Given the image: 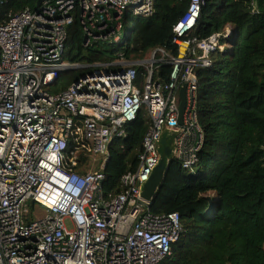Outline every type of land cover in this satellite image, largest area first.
I'll return each instance as SVG.
<instances>
[{
	"label": "built area",
	"instance_id": "1",
	"mask_svg": "<svg viewBox=\"0 0 264 264\" xmlns=\"http://www.w3.org/2000/svg\"><path fill=\"white\" fill-rule=\"evenodd\" d=\"M11 1L0 0V11ZM203 5L191 0L175 25L177 54L160 47L139 60L89 63L67 60L77 18L84 48L118 49L130 26L155 14V0H43L10 11L0 25V264H163L172 256L182 218L150 212L140 192L160 158L164 126L182 129L176 160L184 169L194 171L204 146L197 70L226 52L222 40L233 33L192 36ZM162 66L171 68L167 82L155 80ZM70 72L77 80L51 91ZM142 111L149 128L137 167L121 178L120 193L106 195L110 145L128 137ZM97 155L101 171L93 169ZM84 156L90 159L79 171Z\"/></svg>",
	"mask_w": 264,
	"mask_h": 264
},
{
	"label": "trees",
	"instance_id": "2",
	"mask_svg": "<svg viewBox=\"0 0 264 264\" xmlns=\"http://www.w3.org/2000/svg\"><path fill=\"white\" fill-rule=\"evenodd\" d=\"M37 1L12 0L2 6L0 25L10 11L34 9ZM190 1L155 0V14L130 26L118 49L84 48L77 18L69 27L67 60L134 61L160 47L177 54L174 27ZM228 28L233 37L222 40L226 52L213 53L212 66L197 70L205 142L195 170L184 169L175 159L149 208L155 214L177 212L182 218L180 241L163 264H264V0H204L192 36L207 39ZM170 72L169 66H162L155 80L167 82ZM78 76L66 74L51 91L69 88ZM148 128L149 118L142 111L129 124L128 137L110 145L106 195L120 193L121 178L137 167ZM89 159L80 160L79 171ZM101 164L93 169L101 171Z\"/></svg>",
	"mask_w": 264,
	"mask_h": 264
},
{
	"label": "water",
	"instance_id": "3",
	"mask_svg": "<svg viewBox=\"0 0 264 264\" xmlns=\"http://www.w3.org/2000/svg\"><path fill=\"white\" fill-rule=\"evenodd\" d=\"M42 2L43 0H38L36 7L38 8ZM236 35L239 36L240 32L237 31ZM180 98L181 103L179 122L182 124L183 114L186 106V87L182 88ZM181 133L182 129L180 128H171L168 126H164L163 128L162 134L158 141V151L160 158L153 168L149 180L142 185L140 192L141 199L148 203L150 208L156 203L159 191L166 181L169 169L173 161L176 159L177 138ZM109 163L110 159L107 164Z\"/></svg>",
	"mask_w": 264,
	"mask_h": 264
},
{
	"label": "rangeland",
	"instance_id": "4",
	"mask_svg": "<svg viewBox=\"0 0 264 264\" xmlns=\"http://www.w3.org/2000/svg\"><path fill=\"white\" fill-rule=\"evenodd\" d=\"M137 21V20H136ZM123 38V37H122ZM101 46V48H103V49H106V48H108V49H114V48H116V46H108V45H106V44H101L100 45ZM103 159H104V157L102 156V155H97L96 157H94L93 158V161L95 162V164H99V163H102L103 162ZM195 170V169H194ZM191 172H193V171H191ZM30 206H31V204H30ZM37 209H39L38 211H39V215H44L46 212V210L44 209V208H42V207H39L38 206V208ZM37 220V217L36 216H32L30 219H29V221H36ZM67 227L69 228V229H72V225H71V223L68 221L67 222Z\"/></svg>",
	"mask_w": 264,
	"mask_h": 264
}]
</instances>
